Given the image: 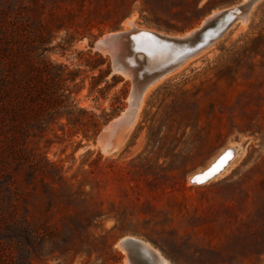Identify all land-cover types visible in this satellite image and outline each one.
<instances>
[{"label": "rangeland", "instance_id": "374dc122", "mask_svg": "<svg viewBox=\"0 0 264 264\" xmlns=\"http://www.w3.org/2000/svg\"><path fill=\"white\" fill-rule=\"evenodd\" d=\"M242 1L0 0V264H125V236L174 264H264V0L147 88L116 150L100 138L131 88L101 35L133 17L183 37Z\"/></svg>", "mask_w": 264, "mask_h": 264}, {"label": "bare ground", "instance_id": "6f19581e", "mask_svg": "<svg viewBox=\"0 0 264 264\" xmlns=\"http://www.w3.org/2000/svg\"><path fill=\"white\" fill-rule=\"evenodd\" d=\"M244 1H246V0H244ZM244 1H242V2H244ZM234 6H236V5H233V6L226 8V9H223L220 12L219 11L212 12V14L209 16V17H212V19H213L210 24L211 25H213V24L218 25L221 22L223 23L225 21V19H227L229 17H233V20L230 23H232L236 19H239L241 23L244 22V20L247 17L246 13L248 12V10L250 8H248L247 11H243V10L240 11ZM230 9H232L234 11L229 12V14H225V11L230 10ZM210 24H208V25H210ZM225 28H226V26H225ZM124 29H125V31H130V30L134 31V33H135L134 37L130 41V44L131 45L133 44L135 48L142 49L145 52H147V54L144 52L139 54L137 59H139V60L146 59L145 61H147V63H150L153 67H159L161 65L169 64L168 68L163 73H161L158 77L153 78L149 82L147 88L149 86H152L154 83H156L157 78H159L161 75L168 72L170 69H172L173 67L178 65L182 60H184L185 58H187L188 56H190L191 54H193L197 50L205 47L210 42V40H209L203 46H201L199 48H194L195 45H197L198 43H203L207 39V32H203V31L195 32L197 30V29H195V30L191 31L190 33H188V35H185L183 37L178 36L179 38L175 37V38H177L176 41L178 43L173 45L171 48H168L169 47L168 45L161 44L158 42V40L157 41L152 40L148 36L147 32H152L154 35H157L158 37H161V38H170V36L164 35L163 33H160L159 31L156 32L154 30L147 29L145 27L135 26L133 24V17L125 21V28ZM124 29H121V30H124ZM187 36H189V38L184 39ZM190 48H194V49L188 50ZM102 50L106 51L107 49L102 48ZM185 50H188V51L185 52L183 55H181V53L184 52ZM110 51L112 52L111 46H110ZM113 53L111 54V56L113 55ZM128 53L129 52H128L127 46H126L125 50L122 52V54L126 56V54H128ZM149 53L155 54L154 58L152 60L148 57ZM158 58H160L162 61H158ZM174 59H176V61L171 63ZM133 71H134V69L130 70V72H133ZM130 72L129 73L127 72L126 74L123 73V74L130 77ZM147 88L144 90V93H143L142 98L140 100V104H141V101H143V97L146 93ZM140 104H139L135 114H131L129 109L125 110V111H128V113H127L128 116L130 118H132V122H131L129 128L131 127V125L133 124V122L137 118L138 110L140 108ZM129 128H127L125 131H122V130H120L119 127H114L113 129L115 131H114L113 138L118 137L119 141L116 144H114L113 147H111L110 145H107L104 148V152L111 153L114 150H116L118 148V146L121 144L126 132L129 130ZM103 135L104 134L101 133L100 138L104 137ZM234 156H235V148L233 146L225 147V148L221 149L216 155H214V157H212L208 161V163L205 166L195 170L194 172H192L189 175V180H191L190 182L195 183V184H200V185L204 184V183L206 184L209 180H212V179L216 178L217 176L222 175L225 172V170L227 169V167L230 165L231 160L234 158ZM124 240L127 241V245H124L121 243ZM117 245L119 246V248H121V250L125 254V257H124L125 264H131L127 260V257H128L127 254L131 253V252L133 253L132 259L140 258L145 264H174L171 260H169L167 257H165L159 249L152 246L149 242L141 241L138 238H135L133 236H125V237L121 238L117 242ZM129 248H130V251H129ZM141 253H143V254H141Z\"/></svg>", "mask_w": 264, "mask_h": 264}, {"label": "water", "instance_id": "95a60500", "mask_svg": "<svg viewBox=\"0 0 264 264\" xmlns=\"http://www.w3.org/2000/svg\"><path fill=\"white\" fill-rule=\"evenodd\" d=\"M254 0H246L244 2L238 3V5L234 6L240 11H245L247 8H249ZM234 10L230 9L225 11V14H229V12H233ZM212 17H207L203 20V24L201 27H199L195 32L197 31H203L207 32V39L203 43H198L195 45L194 48H199L203 46L207 41L214 38L216 35H218L230 22L233 20V17H229L225 19V21L222 23H219L218 25L213 24L211 25ZM210 24V25H208ZM148 36L152 40H158L161 44H166L171 48L173 45L177 44L176 41L177 38L170 37V38H161L157 35H154L152 32H147ZM135 33L134 31H125V30H115L108 33H105L101 35L97 41L96 46L101 48H106V53L109 54L111 58V68L114 72H119L121 74L123 73H129L130 70L134 69L133 72H130V80H131V88L128 92V103L126 109H129L131 114H135L137 111V108L140 104V100L142 98V95L144 93V90L147 88L149 82L155 78L158 77L161 73H163L167 68L169 64L161 65L159 67H153L150 63H147L145 61L146 59L139 60L137 57L141 53H146L142 49L135 48L134 45L130 44V41L134 37ZM186 39V38H184ZM110 46L112 48V52L110 51ZM127 46L128 54L123 55L122 52L125 50V47ZM167 48V49H168ZM190 48L188 50L194 49ZM166 50V49H165ZM188 50H185L181 53L183 55ZM114 52V53H113ZM113 55L111 56V54ZM155 54L149 53L148 57L152 60L154 58ZM158 61H162L160 58H158ZM176 61L174 59L171 63ZM128 111H125L123 113H120L117 117L110 120L100 131L102 132L105 137L107 134L114 135V127H119L120 130L125 131L127 128H129L132 118L128 116ZM99 133V134H100ZM99 136V135H98ZM120 137V136H119ZM119 141V138H112L111 140H106V144L110 145L111 147L114 146ZM124 245H127V241L121 242ZM127 250V249H126ZM130 251V248H129ZM128 251V252H129ZM127 260L131 264H145L140 258H133V253L127 254Z\"/></svg>", "mask_w": 264, "mask_h": 264}, {"label": "trees", "instance_id": "16d2710c", "mask_svg": "<svg viewBox=\"0 0 264 264\" xmlns=\"http://www.w3.org/2000/svg\"><path fill=\"white\" fill-rule=\"evenodd\" d=\"M103 61V60H102Z\"/></svg>", "mask_w": 264, "mask_h": 264}]
</instances>
